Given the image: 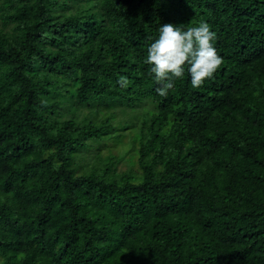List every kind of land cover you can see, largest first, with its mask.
<instances>
[{
  "label": "trees",
  "instance_id": "trees-1",
  "mask_svg": "<svg viewBox=\"0 0 264 264\" xmlns=\"http://www.w3.org/2000/svg\"><path fill=\"white\" fill-rule=\"evenodd\" d=\"M200 22L221 65L161 96ZM0 264H264V0H0Z\"/></svg>",
  "mask_w": 264,
  "mask_h": 264
},
{
  "label": "clouds",
  "instance_id": "clouds-1",
  "mask_svg": "<svg viewBox=\"0 0 264 264\" xmlns=\"http://www.w3.org/2000/svg\"><path fill=\"white\" fill-rule=\"evenodd\" d=\"M215 33L206 22L196 26L160 24L158 37L147 49L146 63L154 79L161 85L157 92L164 96L176 78L190 76L193 88H199L211 78L222 63L215 46ZM125 77H120L124 81Z\"/></svg>",
  "mask_w": 264,
  "mask_h": 264
},
{
  "label": "rangeland",
  "instance_id": "rangeland-1",
  "mask_svg": "<svg viewBox=\"0 0 264 264\" xmlns=\"http://www.w3.org/2000/svg\"><path fill=\"white\" fill-rule=\"evenodd\" d=\"M128 111H130V109H128ZM87 112V111H86ZM141 112V111H140ZM84 114H85V112L84 113H80V114H78V115H80L81 117L82 116H84ZM133 115H135L136 116V113H132ZM139 114V113H138ZM118 121H120V120H127V121H129V120H131V115L129 114V113H127V111L126 112H124V111H122V110H118ZM95 160H97L96 158H95ZM90 163L91 162H94V157L89 161ZM121 167L124 169L125 168V166L123 165V164H121Z\"/></svg>",
  "mask_w": 264,
  "mask_h": 264
}]
</instances>
